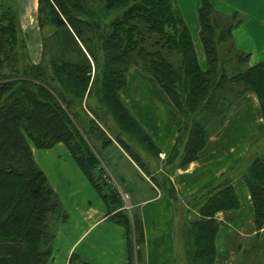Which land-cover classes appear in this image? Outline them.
I'll list each match as a JSON object with an SVG mask.
<instances>
[{
    "label": "trees",
    "instance_id": "obj_1",
    "mask_svg": "<svg viewBox=\"0 0 264 264\" xmlns=\"http://www.w3.org/2000/svg\"><path fill=\"white\" fill-rule=\"evenodd\" d=\"M43 1L46 8H41L40 12L47 14H40V23L54 25L58 49L51 53L47 44L50 56H43L42 62L34 63L28 59V54L20 52L23 40L16 35L15 26L19 23L18 8L12 6L13 2L7 4L0 0V264H47L52 256L58 227L69 215L36 162L33 148L50 149L60 142L70 150L110 209L115 210L109 218L128 230L130 240L134 235L136 254L131 256L132 264L134 260L141 262V246L145 243L143 222L134 208L125 207L120 188L106 177L102 155H109L114 141L104 131L95 133L96 128L100 131L96 119L81 110L86 92L89 97L94 96L101 108L94 109L96 118L101 121H108V115L117 118L125 136L120 134L115 141L154 183H158L141 152L152 151L159 158L160 151L119 94L127 85L129 68L133 64L143 68L156 78L180 112H191V125L187 121L183 123L177 144L168 157L169 163L178 160L186 139L183 162L172 164L173 170L201 157L214 133L206 129L204 120L211 121L220 114L217 105L223 112L221 103L218 104L221 99L222 104L227 105L221 123L227 119L230 106L247 92L258 95L264 119V58L244 69L238 67V63L245 65L249 56L236 50L232 22L230 29L219 35L225 43L218 53L212 44L219 23L218 20L212 22L214 5L210 0H202L198 8L200 34L208 50L209 70L206 71L200 67L190 30L181 11L174 8L173 0H100L105 2V8L99 11L86 10L85 0H41V3ZM117 8L119 13L111 23L106 21V16ZM147 33L158 36L153 42L155 48L148 46ZM221 53L230 57L225 64H222ZM182 74H186L191 85L189 96L184 92L181 96L178 89ZM202 112L207 113V117L198 118ZM261 135L264 136V127ZM254 137L257 136H253L252 141ZM99 139L103 144L97 143ZM133 143L143 150L135 151ZM113 146L112 151H115L116 146ZM249 152L244 173L238 174L236 165L231 172L247 183L258 232L239 247L234 262L240 252L250 256L264 248L260 247L264 241L260 235L264 226V152L251 150V146ZM232 174H224L217 183L207 187L205 195L210 198L201 207L200 218L191 223L186 232L190 264H215L219 231L216 213L240 206ZM158 185L168 193L173 192V186Z\"/></svg>",
    "mask_w": 264,
    "mask_h": 264
},
{
    "label": "crops",
    "instance_id": "obj_2",
    "mask_svg": "<svg viewBox=\"0 0 264 264\" xmlns=\"http://www.w3.org/2000/svg\"><path fill=\"white\" fill-rule=\"evenodd\" d=\"M243 1L251 6L249 0ZM222 3L219 6H224ZM26 7L20 8L26 11ZM231 9L234 14L237 13L238 8ZM244 15L252 18L247 22L254 21L253 16ZM262 29L259 32L255 30V33L252 28L240 24L234 32L236 46L253 52L252 45L257 39L260 46H264L261 43L264 40ZM198 51L200 54L201 50ZM149 82L150 85L144 90L145 96H141L144 98L129 101L134 115L152 133L161 156L165 157L175 147L181 120L178 109L164 89L153 78ZM251 93L241 96L238 104ZM254 103L252 101L251 105L256 109ZM148 106H152V110ZM236 106L232 107L224 127L209 139L200 159L184 169L178 168L168 173L172 185L168 182L165 187L173 186L171 193L154 183L151 176L146 175L116 141L112 144L113 148V145L116 146L115 151H111L104 159L111 174L123 182L128 191L129 184L137 187L139 183V188H147L142 197L130 195L131 203L142 219L145 233V243L141 246L143 260H134L135 264H179L178 256L184 253V259L188 262L187 234H181L186 233L191 223L200 218V209L210 198L205 195L207 187L230 173L241 156L249 150L251 138L258 133L259 127L252 126L249 120L235 118L244 104ZM259 113L256 123L263 119L262 113ZM33 153L69 215L68 220L58 227L48 264H132L131 256L136 254L134 235L133 240H130L128 230L109 218L115 210L110 209L80 167L76 166L65 144L60 142L50 149L33 148ZM162 173H167L163 167L152 171L153 176ZM232 185L240 199V206L216 213L219 231L216 236L215 264L232 263L239 247L258 232L248 186L239 176H234ZM260 235L264 237V228L260 230Z\"/></svg>",
    "mask_w": 264,
    "mask_h": 264
},
{
    "label": "rangeland",
    "instance_id": "obj_3",
    "mask_svg": "<svg viewBox=\"0 0 264 264\" xmlns=\"http://www.w3.org/2000/svg\"><path fill=\"white\" fill-rule=\"evenodd\" d=\"M2 1L4 3H7V4H11L13 2L12 6H16L19 10V23H15V26L17 27V30H18V31H16V35L23 40L22 44L26 45L24 47L22 44H20L19 48H20V52H23L24 54L25 53L28 54V56H29L28 59H30L34 63H40L43 60V56L49 57L50 53H48L46 51V45L47 44H48L47 49L51 50V53H52V51H56V49H58L56 39H54V33H55L54 25H52L51 22H44L43 24L40 23V14H43L44 16L47 14L46 11L43 13H42V11L40 12L41 8L43 10L46 8V2L45 1H43V3H41V0H2ZM181 1L183 2V4L181 3ZM249 1L251 3V6L248 5L243 0H210V2L213 3V5H214V7L212 9V13H211L212 22L214 20H218V23H219V26L215 27L214 42L212 44L213 46H215V49L218 51V53H220L224 49V43H225L224 39L223 40L219 39V35L221 33H226V30L230 29V25H229L230 22H232V29H231L232 41L235 43V45H236V41H235L234 32H235V29L240 24L244 27H250L254 31L256 30L257 32H259V30L264 27V8H263L264 7V0H249ZM173 2H174V8L177 11L178 10L181 11L183 18L185 20V23L190 30L191 37H192V46H193L194 51L197 52V55H198L197 57H198L199 63L201 64L200 67L202 68L203 71L209 70L208 56H207L208 50H207V48L205 49V45H204L203 40L201 38V34H200V30H199V29H201L199 10L196 9V7L199 8L200 4L202 3V0H173ZM225 2H226V4H224ZM104 3L105 2L101 3L100 0H85L83 6L85 7L86 10L99 11V10H103L105 8V6L103 5ZM219 3H222L224 6H222V7L219 6ZM6 6H9V5H6ZM25 6H27L26 11L24 9L20 8V7H25ZM230 7L231 8H234V7L238 8L236 11L238 14L237 17L232 15L234 13ZM221 11H223L225 14ZM118 13H119L118 8L113 9L111 12V15L106 16V21H108V22L110 21L109 23H111V20H113ZM244 14L253 16L254 21L253 22H247L248 20H251L252 18L245 16ZM236 22H238L237 25H235ZM224 27H227V28L225 29ZM245 31L248 33H252L251 31H248V30H245ZM256 31H255V33H256ZM263 31H264V28L262 29V32ZM52 34H53V36H51ZM157 38H158V36L154 35L153 33H147L146 34V42H147L148 46L151 48H155V46L153 45V42ZM50 39H52L51 43L49 42ZM236 39H237V37H236ZM80 43H81V41H80ZM261 43L264 45V40ZM252 48L254 49L253 52H247V51L243 50L242 48H238L236 46L237 51L247 53L249 56L248 62L245 65L242 66L238 63L239 68L244 69L248 65L249 66L254 65L264 58V46H262V47L260 46V41L258 39L252 45ZM16 50H18V48H16ZM198 50H201L200 54H199ZM223 55H225V54L221 53V56L223 58L222 64H225L226 60H228L230 57L228 55H225V56H223ZM51 58H52V55L49 58V60ZM232 61L234 62V64H236L235 60L232 59ZM167 63L170 64V61H167ZM189 63H191V62H189ZM236 67H237V65H236ZM93 75H94V70L91 72L92 77H93ZM145 75H148V76H145ZM152 78L155 81H157L156 78H154L151 74H149L143 68L139 67L136 64H133L129 68L127 85H126V87H124L120 90L119 94H120V97L122 98V100L126 102V104L128 105V107L130 108V110L132 112H133L132 104L130 103L129 100L144 98L141 96H145L144 90L146 87H148L150 85L149 81ZM179 82H180V86L178 83V89L181 90L180 91L181 96L183 95L182 92L188 94V90H190L191 85H190V82L188 81V77L186 76V74H182V78ZM128 84H129V87H128ZM158 84H159V82H158ZM127 87H128V89H126ZM160 87H161V85H160ZM92 95H94V93ZM248 95H250V96L246 97L245 99L243 98L240 101V104L243 103L244 106L239 108V111L237 112L238 115L235 118H239L241 120H249L252 126L259 127L257 130L258 133L256 134L257 137H254L253 141L251 140L250 146H251V150L256 148L257 150L264 152V136L261 135L262 128L264 127V119H262V121L260 123H256V121H255L259 117V114H260L259 111L261 112L260 103L257 100L258 95L255 92L248 94ZM188 96H189V94H188ZM221 96H222V91H221ZM168 97L170 98L169 95H168ZM241 98L239 97L238 99H236V101L230 106L228 114H227V118H228V115L230 114L231 109H233L238 104V102ZM171 101H172V99H171ZM252 101L255 102L254 104L256 106V109H254L252 107V105H251ZM222 102L223 101L221 99L218 104L221 103V109L223 110V112L220 110V106L217 105L218 110L220 111V114L217 117L213 118L211 121H206V119L204 120V123L207 125L206 129L209 130V132H214L212 134V136L214 134H217L224 127V124L226 122V120H225L224 122L221 123V118L225 115L226 110H227V105L222 104ZM240 104H238V105H240ZM174 105H175V103H174ZM238 105L236 107H238ZM176 108H177V106H176ZM94 109L95 110H101V108L98 106L96 100H94V96L89 97V94H87V92H86L85 96L82 99L81 110L84 111L89 116H92V117H94V119H96L97 125L100 127V131L98 128H96L95 133L100 134L101 131L102 132L104 131L107 134V136H109L115 142V137L122 134L120 122L117 120L116 117L111 116V115H108V121H101V120L96 118V113H95ZM148 109L152 110V106H148ZM178 111H179L178 116L181 120V124H180L179 129H178L177 140L179 138L180 128L183 126V123H185L187 121L191 125V119H192L190 110H188L185 113L182 111L180 112V110H178ZM84 116L87 119V116L86 115H84ZM205 116L207 117V113L202 112L198 115V118H200V117L205 118ZM138 121H139V119H138ZM141 125L143 126L142 123H141ZM144 128H145L146 132L149 134L151 140L154 142V145L156 146L157 150L160 151L159 147L155 143V140H154V137L152 136V133L146 127H144ZM122 136H125V135L122 134ZM97 138H99V137L97 136ZM101 141H102V139H99L97 141V143L103 144ZM185 141H186V139L184 140V143L182 144V146L180 148L181 153L178 155V160L174 161V163H169V158H168L169 155L162 157L160 154L159 158H158L152 153V151L151 152H149V151L141 152V153H143L145 164L147 165L148 168L151 169V172L154 169H158V167H163V169L167 171V173H162L160 176H155V178L158 180L157 181L158 183L165 184L169 181L172 183L171 177L168 173H170V172L172 173V172L176 171V169H177L176 168V169L172 170L171 169L172 164L179 165L180 162H183V153L185 150V146H184ZM176 144H177V142H176ZM139 146H140L139 144H134V143L132 144V148L135 151H137V149L143 150V148L141 146L140 147ZM66 148H67V146H66ZM240 148L243 149L242 145ZM67 150L69 151L72 159L75 161L70 150L68 148H67ZM112 150H113V148L111 149V151ZM249 153H250L249 150L246 151V153H244L241 156L240 161H238L236 164L237 168L239 167L238 174H240V175L242 173H244V171L246 170V168H245L246 167V160L249 159V156H250ZM258 153H260V152H258ZM102 158L106 160L107 156L102 155ZM75 164H76V166H78L76 161H75ZM103 165L106 166V164L104 162H103ZM187 166L181 167V168L178 167V168L184 169ZM78 168H79V166H78ZM232 173L233 172L230 171L229 174H232ZM105 174H106V177L110 178V180H112L113 183L116 184L118 186V188H120L122 195H123V192L127 193L124 190H122V188L120 186V185H122L125 189H127L126 185L123 184V182H121L119 179L117 180L115 175H112L111 173H110V175H107L108 174L107 170H106ZM230 176H231V178H233L234 176H236V174H232ZM166 178H168L169 181L166 180ZM243 181L246 183V181L244 179H243ZM158 183H156V184H158ZM246 185H247V183H246ZM128 189H129L130 194L132 193L131 195L137 194L139 197H142L143 193L147 190V188H145L144 186L139 188V183L137 184V187L133 186L132 184H129ZM234 189H235V187H234ZM235 192H236V189H235ZM127 194H129V193H127ZM236 194H237V192H236ZM129 197H130V195H129ZM237 197H238V194H237ZM137 200H140V199H137ZM238 200L240 203L239 197H238ZM125 201H126V206L129 205L130 210H132L134 208V205L131 203V198H127V199H125ZM263 228H264V226H263ZM186 234L187 233H184L181 235L185 236ZM261 239L264 240V237H262ZM261 246L264 247V241H261L260 247ZM183 255H186V253L182 254L181 257H180V255L178 256L179 264H190V262L186 263ZM230 264H264V248L261 249L260 251L256 252V253L250 255V256L244 255L242 252H240L239 254H237V256L235 258V262L233 259L232 263L230 262Z\"/></svg>",
    "mask_w": 264,
    "mask_h": 264
},
{
    "label": "built area",
    "instance_id": "obj_4",
    "mask_svg": "<svg viewBox=\"0 0 264 264\" xmlns=\"http://www.w3.org/2000/svg\"><path fill=\"white\" fill-rule=\"evenodd\" d=\"M107 175H110V173L108 172ZM123 197H124V199L130 198V197H129V194L124 193V192H123ZM126 207H127L128 209H130V208H129V205H127Z\"/></svg>",
    "mask_w": 264,
    "mask_h": 264
}]
</instances>
